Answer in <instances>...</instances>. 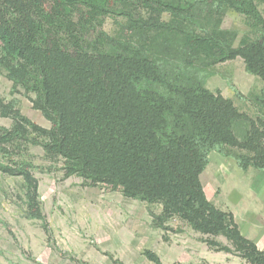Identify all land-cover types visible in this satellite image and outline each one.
<instances>
[{
    "label": "trees",
    "instance_id": "trees-1",
    "mask_svg": "<svg viewBox=\"0 0 264 264\" xmlns=\"http://www.w3.org/2000/svg\"><path fill=\"white\" fill-rule=\"evenodd\" d=\"M130 3L150 18L130 21L125 40L96 34L114 6ZM228 11L254 29L238 47L220 29ZM237 58L263 82L253 98L257 118L206 88L212 67ZM1 69L15 88L35 95L34 108L51 123L31 122L0 95V116L13 120L1 130L0 159L10 162L0 161V171L23 179L29 219L46 228L32 165L14 160L23 144L63 160L67 178L160 204L161 228L178 216L204 235L224 236L248 264H264V252L241 235L232 213L207 199L201 181L213 151H247L235 157L238 167L264 170V18L255 0H0ZM237 125L246 128L241 139ZM146 255L162 264L156 253Z\"/></svg>",
    "mask_w": 264,
    "mask_h": 264
},
{
    "label": "rangeland",
    "instance_id": "rangeland-1",
    "mask_svg": "<svg viewBox=\"0 0 264 264\" xmlns=\"http://www.w3.org/2000/svg\"><path fill=\"white\" fill-rule=\"evenodd\" d=\"M255 2L264 18V0ZM138 6L137 3L114 6L100 19L101 25H96V34L104 32L117 41L127 39L124 32L130 21L150 18V13ZM161 19L168 22L171 16L165 13ZM216 21L217 18H213L212 24ZM219 25L233 38L234 47H238L242 39L254 36L249 21L233 11H228ZM210 72L206 82L208 90L220 92L252 118L260 115L253 98L260 94L263 82L246 71L241 58L218 63ZM0 95L5 103L15 102L16 108L31 122L46 129L51 127L41 111L34 108L31 100L35 95L26 94L21 87L15 88L4 69L0 75ZM12 126L11 118L0 116V134L1 130H10ZM245 130L243 125L235 127L239 139ZM8 146L7 150L12 152ZM17 149L14 160L31 163L32 173L39 181L41 208L47 225L44 228L42 221L27 217L23 179L0 171V264H154L147 257V251L156 253L166 262L181 264L188 255L193 257L194 251L200 256L199 249L207 245V241L227 247L233 257L244 260L224 236L204 235L178 216L165 220V229L161 228L157 224L162 214L160 204L150 205L128 199L119 192H107L77 176L65 177L63 160L48 159L40 145L23 144ZM228 152L230 155L224 156L213 151L201 176L204 189L216 202L219 186L227 177L250 180L252 173L264 172L254 168L244 171L238 167L235 157L248 155L247 151L232 148ZM0 161L10 162L5 158ZM209 249L217 253L218 259L227 254ZM191 264L205 263L199 260Z\"/></svg>",
    "mask_w": 264,
    "mask_h": 264
},
{
    "label": "crops",
    "instance_id": "crops-1",
    "mask_svg": "<svg viewBox=\"0 0 264 264\" xmlns=\"http://www.w3.org/2000/svg\"><path fill=\"white\" fill-rule=\"evenodd\" d=\"M251 176L250 180H232L229 177L224 179L219 186L220 195L217 202L211 198L205 189L204 191L207 199L217 208L233 214L241 235L264 252V172L252 173ZM199 251L201 252L200 256L194 251L193 257L188 255L187 260L180 263L191 264L199 260L205 264L245 263V260L233 257L231 253H227L225 257L218 259L217 253L209 249L208 245L201 246ZM223 253L225 254V252ZM160 260L162 264H172L163 258Z\"/></svg>",
    "mask_w": 264,
    "mask_h": 264
}]
</instances>
